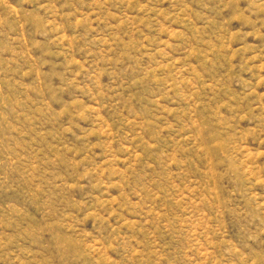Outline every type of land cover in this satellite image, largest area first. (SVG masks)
Instances as JSON below:
<instances>
[{
  "label": "rangeland",
  "instance_id": "1",
  "mask_svg": "<svg viewBox=\"0 0 264 264\" xmlns=\"http://www.w3.org/2000/svg\"><path fill=\"white\" fill-rule=\"evenodd\" d=\"M0 264H264V0H0Z\"/></svg>",
  "mask_w": 264,
  "mask_h": 264
}]
</instances>
